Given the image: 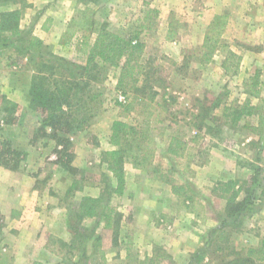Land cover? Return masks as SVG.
Returning <instances> with one entry per match:
<instances>
[{"label":"rangeland","instance_id":"obj_1","mask_svg":"<svg viewBox=\"0 0 264 264\" xmlns=\"http://www.w3.org/2000/svg\"><path fill=\"white\" fill-rule=\"evenodd\" d=\"M54 3L55 7L59 2ZM71 7L73 15L67 28L73 30L72 33L48 39L45 42L48 52L63 59V65L71 64L66 68L76 72L78 69L74 65L85 63V50L92 43L102 22L106 21L109 30L123 36L138 31L145 46L140 58L145 68L143 77L140 75L135 84L140 86L142 79L146 78L148 86L144 92L148 88L157 92L151 109L154 115H158L159 121L152 120L155 151L151 162L145 169H133L126 162L123 167L125 182L122 193L109 194L110 187L104 188L106 182L102 175L106 174L111 179L112 186L115 180L102 164L101 155L103 151L113 148L108 142L111 123L120 119L135 124L138 118L143 117L142 114L138 117V106L127 117L121 115L122 108L117 97L122 93L116 88L120 68H97L93 73L95 78L85 91L72 89L68 98L71 104L68 111L84 103L83 111L87 113V120L68 134L69 155L60 156L55 141L46 136L47 131L38 129L43 114L31 110L26 103L30 76L39 67L37 58L32 62L18 55L13 48L0 46V96L5 95L16 104L13 109L16 119L11 124L5 122L10 116L0 111V153L11 158V152L15 150L17 154L12 161L16 162L18 170L28 169L34 177L35 188L43 192L45 200L42 204L47 211L43 206L42 219L47 217L53 220V224L49 221L51 229L58 231L56 234L49 233V237L46 232V241L54 251L48 254L45 264H75L79 262L81 254L88 258L89 264H102L101 257L105 259V254L117 258L119 264L187 263L210 228L217 225V215L223 210V206L218 204L219 200L212 197L211 187L203 191L201 182L195 185L193 178L188 179L190 166L204 164L212 154H216V159L226 157L236 162L235 178L243 187L247 186L244 182L253 174L252 166H260L261 186L258 189L260 198L256 201V210L244 218L241 226L224 228L229 234L228 239L216 242L209 249L205 264H223L224 260L234 262L235 258L244 256L247 246L259 247L260 240L264 241V162L261 160L264 153V128L257 124L256 114L244 116L233 126L230 124L231 118L222 116L225 103L236 102V99L243 98L241 94L249 92L252 83L242 79L253 73L254 68H246V76H239L238 72L226 74L221 67L224 53L216 52L212 60L204 64L199 63L198 56L207 26L215 14L227 15L222 41L235 52L246 51L249 40H259V35H249L247 28L264 23V0H94L87 3L77 0ZM31 9L34 10L25 11L27 14L29 12L30 17L37 16V7ZM33 25L24 23V29L32 32ZM86 35L89 36L88 43H83L82 39ZM45 71L49 72V69ZM54 72V77L62 80L69 76L63 67ZM75 79L78 82L83 80ZM260 79L261 84L257 82L253 87L258 86L260 93L264 94V79ZM133 92L129 91L128 94ZM257 102L260 106L261 101ZM2 106L0 99V108ZM211 117L215 119L211 120ZM193 124H198L199 128ZM207 125L212 128L209 132ZM173 136L187 142L188 148L184 155L176 157L166 153L168 142ZM194 136L197 138L194 139ZM7 150L9 153H6ZM218 173H211V182L216 181ZM74 177L81 180V189L68 191ZM170 180L190 186L198 193L200 200H209L208 210L204 205L203 215L207 217L206 214H209L215 223L201 233L198 231L202 227L198 226L194 230L195 226L190 224L186 228L184 224L187 225L188 221L182 224L179 219L184 214L181 198L169 195L171 183L167 182ZM100 195L103 204L115 208L120 218L115 216L110 225H105L101 215L78 222L74 212L79 199L82 196ZM62 208L63 212L60 210ZM129 210L135 216L127 221ZM165 210H175L176 217L171 222V217L163 219L159 216ZM62 213L64 217L60 220L59 215ZM57 217L59 225L54 226ZM152 223L162 226L154 228ZM70 227H76L80 232V236L75 235L73 250L69 249V243L74 238V231ZM179 232L188 237L189 243L188 251L176 256L180 253L178 247L182 242L179 239L182 233ZM128 234H132L130 238L133 241L129 243L126 251L128 256L125 257L121 240L127 238ZM154 237L162 240L171 237L174 243L169 241L170 244L166 246L163 241L151 243ZM196 238L197 243H192V239ZM218 246L223 248L215 250ZM12 247V242L0 240V264L13 263ZM151 250L166 259H154L150 263L147 254ZM254 263L264 264V261Z\"/></svg>","mask_w":264,"mask_h":264},{"label":"trees","instance_id":"obj_2","mask_svg":"<svg viewBox=\"0 0 264 264\" xmlns=\"http://www.w3.org/2000/svg\"><path fill=\"white\" fill-rule=\"evenodd\" d=\"M79 1L87 3L94 0ZM29 6L28 0H0V46L2 48L11 47L18 55L20 54L32 62H34V58H37L39 67L30 76L26 90V103L31 110H37L43 114L38 129L47 131L46 136L55 141L60 156L69 155L67 152L70 145L68 134L72 130L80 128L87 120L85 118L87 113L83 111V108H85L84 103H79V106L71 110L72 112L68 111L71 106L68 98H70L72 89L85 91L90 81L95 78L93 73L97 68L105 69L107 66L120 68L116 88L125 96V101L119 102L122 108L121 115L127 117L130 112L136 110V106L139 107L137 110L138 117L141 114L143 115L142 118L137 119L135 124L120 119L113 120L108 137V142L113 148L103 151L101 155L102 164L105 165V169L112 174L115 180V185L112 186L111 179L103 174L102 179L106 182L104 188L108 189L110 187L109 194H121L125 182L124 164L128 162L135 169H145L147 164L151 162L155 151L151 131L153 121L158 122L159 118L158 115H154L151 108L157 92L153 88H148V91L144 92L148 86L146 78L142 79L143 83L140 86L135 84L139 81L140 75L143 77L145 68L144 63L140 62L145 48L144 42L140 40L138 31L123 36L109 30L107 28L108 23L104 21L99 24L92 43L85 50V63L74 65V68L78 70L73 72L71 68H66L70 67L71 64H68V66L63 65V59L48 52L46 44L33 35L31 30L20 27L24 11ZM227 22L228 17L225 14H215L213 16L205 31L198 60L201 64L208 63L216 52L224 53L221 67L224 73L234 75L238 72L241 56L232 50L226 42L222 41ZM71 31L73 30L67 28L65 34L72 33ZM88 37L86 35L82 42L88 43ZM62 67L69 75L63 77V80L54 77V71ZM45 69H49V72ZM75 77L83 80L80 79V82H78ZM254 85L255 83H252L250 87L252 94H255V91H253ZM132 90L135 92L129 95L128 92ZM0 99L3 103L0 111L5 116H10V119H6L5 122L11 124L13 119H16L15 110L13 111L16 104L10 102L5 95H1ZM80 111L83 114H79ZM252 113L253 107L248 100L242 103L232 101L222 106V116L231 118L230 124L232 126L237 124L244 116H250ZM152 116L154 117L152 118ZM210 119L214 120L215 117ZM193 125L199 128L198 124ZM206 128L208 132L212 129L208 125ZM193 138L195 139L197 136ZM186 149L187 142L173 136L168 142L166 153L178 157L184 155ZM6 153H9V151L7 150ZM16 154L17 152L14 150L11 152V158H8L5 154L0 153V165L11 170L18 169L16 162L12 161ZM252 168L253 174L248 181L244 182L247 184L246 187H243L238 180H227L217 184L216 189L222 193L225 199L223 210L217 215V225L210 228L202 244L191 253L185 264H205L209 249L216 242L228 239L229 234L224 228L241 226L244 218L249 217L256 210V201L260 198L258 189L261 186V168L258 165H253ZM167 183H171V191L174 195L180 197L183 202L191 203L193 201L194 191L190 187L171 180ZM80 184L81 180L74 177L67 190L81 189ZM101 208L102 210H100ZM74 214L78 222L101 215L105 220V225L113 223L115 216L118 219L120 218V213H117L115 208L106 203L103 204L101 195L98 197L82 196L76 205ZM70 229L74 231V238L71 244L69 243V249L73 250L76 242L75 235L80 236V232L76 227H70ZM222 248L218 246L215 250ZM155 255L160 256L161 254ZM78 259L79 262L75 264H89L88 258L84 254H81ZM235 259L234 262L224 260L223 264H246L248 262L255 264L254 261H264V249L262 246H247L244 256ZM101 261L102 264H109L102 257Z\"/></svg>","mask_w":264,"mask_h":264},{"label":"crops","instance_id":"obj_3","mask_svg":"<svg viewBox=\"0 0 264 264\" xmlns=\"http://www.w3.org/2000/svg\"><path fill=\"white\" fill-rule=\"evenodd\" d=\"M75 1L77 0H28L30 6L26 9L31 11L34 10L31 9L32 7H37V9H35V11H37V16L30 17L29 12L27 14V10L24 11L23 17L20 21V27L24 28V23L26 25L29 23H34L33 28H31L32 33L40 38L44 43L50 38H59L66 32L67 26L72 19L73 14L71 13V5L75 4ZM54 2L59 3H57L54 7ZM247 32L249 35H259V40H249L248 49L241 53L237 52L241 56L237 74L239 76L245 75L244 72L246 71V68H254V72L250 73L249 76L247 75V78H243L242 80L244 82L249 81L250 83L255 84L260 82L261 84L260 78L263 77L264 79V23L261 22L260 24L257 23L254 26H249L247 28ZM261 73L263 74L261 75ZM259 90L260 89L258 86L253 87L255 94H252L249 88V92L246 94H241V97L243 96V98L236 99V102L242 103L248 100L250 105L253 107L252 115L256 114L257 116V124L262 125L264 128V94H261ZM258 100L261 101L260 106L257 104ZM212 155H209L208 159L202 165H191L188 179L191 180V178H193L192 180L194 181L195 185H198V183L201 182V189L203 191L211 187L212 197H215L217 200H219L218 204L224 207L225 199L222 193L216 189V187L219 182L236 180L237 178H235V174L237 166L234 165L236 162H233L226 157L216 159V154ZM262 157L263 158L261 160L264 162V153H262ZM215 171L219 172V177L217 179L215 178V182H211L213 177H210V175ZM187 183L190 184V182ZM212 185L214 186L212 187ZM185 186L190 187L188 185ZM191 189L193 190V188ZM42 194L43 192H40L35 188L34 177H32V174L29 173L28 169L22 170V168H20L19 170H11L0 165V221H2L0 222V240L13 243L11 256L14 261L12 264H45L48 254L54 251L50 249L46 241V232L48 231L47 237H49V233L56 234L58 231L53 230V228L51 229L53 220L44 216V219H42V207L44 206L42 203L45 200V197L42 196ZM197 194L198 193L194 191L193 201L191 203H188L187 201L183 202L181 199V205L184 209V214L181 215L179 219L182 221V224L188 221L187 225L184 224L186 228H188L190 224L195 226L194 230H197L198 226L202 227V229L198 231L201 233L204 231V229H207L209 226L213 225L215 221L210 217L209 214H206L207 217L203 215V209L205 206V209L208 210L207 205H209V200L204 199L202 201L198 198ZM169 195L174 198H180L174 195L171 189L169 190ZM60 210L63 212V208ZM45 211H47L46 207ZM170 212L165 210L160 212L161 214H159V216H161L163 219H168V217H171L169 219L171 222V219L175 218L176 216L174 213L175 210ZM137 214L140 216L138 212ZM134 216V212L129 210L127 221L132 220ZM59 217L61 220L62 217H64V214H60ZM59 217H57V222L54 224V226L59 225ZM49 221L52 222V224ZM160 226L162 225L159 223H152V227L154 228H159ZM131 235L128 234L127 238L124 237L123 240H121L123 241L122 244L124 246L125 257L128 256L126 251L129 249V243L133 241V239H131L132 237L130 238ZM179 239H181L182 242L179 243L180 246L178 247L180 253H178L176 256L183 255L185 251H188V237L182 233L179 235ZM160 241H163L166 246L167 243L170 244V242H172V239L169 237L162 240L158 237H154L151 243H161ZM193 241L194 244L197 243V238L196 240L192 239V243ZM259 246H262L264 249L263 240H260ZM252 247L256 246L253 245ZM189 251L191 252L192 250L190 249ZM187 253L185 255H187ZM147 255L149 256L148 261L150 263L154 259L163 258V256H156L153 250H151V252ZM105 257L106 262L109 264H119L117 258L114 256L108 257V255L105 254Z\"/></svg>","mask_w":264,"mask_h":264},{"label":"built area","instance_id":"obj_4","mask_svg":"<svg viewBox=\"0 0 264 264\" xmlns=\"http://www.w3.org/2000/svg\"><path fill=\"white\" fill-rule=\"evenodd\" d=\"M117 98H118V100L120 102H124L125 101V96L123 94H119Z\"/></svg>","mask_w":264,"mask_h":264}]
</instances>
